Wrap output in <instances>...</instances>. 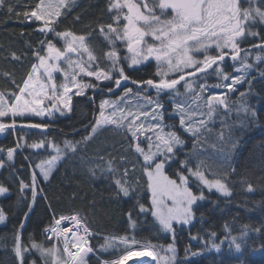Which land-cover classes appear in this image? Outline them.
<instances>
[{
    "label": "snow or ice",
    "instance_id": "obj_1",
    "mask_svg": "<svg viewBox=\"0 0 264 264\" xmlns=\"http://www.w3.org/2000/svg\"><path fill=\"white\" fill-rule=\"evenodd\" d=\"M75 6L76 0H35L18 11L19 4L0 0V10L6 9L9 16H22L25 21L37 24V31L46 37L32 52L37 63L31 65L22 86L16 84V90L10 94L0 92V118L11 119L10 123L0 121V133L18 126L47 129V123L18 125L17 118L64 115L72 112L73 97L85 96L89 89L100 92L106 89L109 94L123 89L115 99H101L98 116L80 141H65L61 146L41 139L30 145L37 150L52 148L55 155L36 164L27 182L18 172L12 173L17 178L18 196L26 208L21 232L38 197L46 198L41 184L49 181L57 162L76 154L98 128L110 126L122 133L129 148L138 154L141 177L145 179L141 182L130 176L125 168L122 177L114 180L115 197L131 199L133 207L126 212L129 221L126 234L105 237L100 245L101 252L112 250L119 254L100 260L99 264H126L131 257L150 258L147 261L136 259L134 264H191L204 255L220 254L225 241L230 251L241 252L247 242L248 225L238 236L232 235L225 225L227 234L219 244L214 231L208 233V239L189 231L191 240H203V248L192 251L191 246L186 247L183 257L178 254L176 241L178 231L194 226L200 203L208 200L206 191L225 198L233 195L228 178L229 170L235 172L232 167V155L238 146L233 138L235 126H228L222 119L221 130L216 133L219 150L212 155L203 153L221 110L224 115L235 111L237 115L245 114V118H258L246 97L252 95L257 78L250 73L256 71L259 78L264 79V70L260 68L264 65V0H108L107 21L98 22L87 35L59 30L63 19ZM93 32L103 37L104 47L98 54V46L92 42ZM54 39L61 41L62 47H58ZM253 50H257V54L250 62ZM12 58L20 60L15 53ZM226 59L238 65L235 71L240 74L230 75L224 71L222 65ZM151 61L155 62L156 69L153 78L137 80L126 74V67L135 71ZM57 73L63 77L60 82H57ZM213 75L220 81L230 82L209 85L207 81ZM105 81L110 83H96ZM129 83L135 85V89L129 87ZM245 83L248 88L239 91V103H230L228 93L209 91L223 87L235 93L238 92L236 86ZM166 103L171 105L170 109L166 108ZM176 120L183 133L192 138L190 149L176 130ZM211 146L217 147L215 143ZM15 151L7 150V162L13 161ZM107 165L108 171L115 173L111 159ZM11 166L0 159V168ZM87 170L95 176L93 168ZM253 190V185L248 183L247 191ZM142 191L150 194L147 202ZM10 195V186L0 184V196ZM203 215L201 212L200 217ZM141 216L145 222L150 216L153 230L167 234L171 242L164 246L137 239ZM5 220L4 210L0 209V223ZM62 222L71 226H62ZM254 231H264V225ZM44 235L46 240L52 241L48 247L34 241L31 247H26L21 234L15 235L13 250L18 264H27L26 255L33 250L39 253L44 264H89L96 254L91 244L94 233L79 215L59 218L53 215V223L44 229Z\"/></svg>",
    "mask_w": 264,
    "mask_h": 264
},
{
    "label": "trees",
    "instance_id": "obj_2",
    "mask_svg": "<svg viewBox=\"0 0 264 264\" xmlns=\"http://www.w3.org/2000/svg\"><path fill=\"white\" fill-rule=\"evenodd\" d=\"M9 2L13 5L19 4L21 7L17 10L23 11L25 5L35 3V0H9ZM107 3L108 0H76V6L63 19L59 30H71L78 35H87L98 22L107 21ZM76 17L79 19L77 20ZM44 39H46L44 34L37 31V24L25 21L22 16H9L6 9L0 10V92L10 94L16 90V84L22 86V79L26 78L31 65L36 63L32 52L40 46L39 41ZM92 42L94 46H98L96 47L98 54L104 47L103 37L93 32ZM13 53L19 56L20 60L13 59ZM260 68L264 70V65H260ZM225 69L227 73L232 74L230 66ZM125 70L137 80L153 78L156 71L152 65L135 71L127 67ZM6 73L8 75H5ZM250 75L257 78L253 82L252 95L247 96L246 100L249 106L255 109L258 118H245V114L237 115L235 111L224 115L221 110V115L216 118L212 126L213 134L203 153V155H212L219 150L220 144L216 140V133L221 130L222 119L228 126H235L233 138L238 142L232 155V167L235 172L231 173L229 170L228 178L233 195L225 198L214 191L207 193L205 190L208 200L200 203L194 226L184 227L182 231H178L176 245L180 257H183L186 247L191 246L192 251L203 248V240H191L189 231L193 234L199 233L204 239H208V233L214 231L217 233L216 243L219 244L227 234L225 225L231 229L232 235H239L240 230L248 225L247 242L242 245L241 252L237 253L234 249L230 251L225 241L221 245L220 254L204 255L192 260L191 264H240V261L244 264H264V247H261L264 245V231L259 233L254 231L255 228L264 225V79H260L256 71H252ZM12 81H15V84ZM207 82L209 85L228 83L220 81L214 75ZM128 86L135 89V85ZM236 87L238 92L235 93L228 92L223 87L210 88L209 91L228 93L230 103L233 101L239 103V91H246L248 85L245 83ZM119 90L122 89L116 90L115 94L100 91L93 94L89 91L85 96H74L72 112L65 115L57 114L54 119L17 118L20 124L47 123L49 125L47 129L18 126L15 130L8 129L0 134L1 156L9 148L16 149L13 162L6 163L12 166L0 168V184L10 186L11 192L8 197L0 196V209H3L6 215V221L0 224V264H18L13 250L14 237L17 233L21 234L22 242L26 247H31L33 241L43 243L45 247L50 246L52 241L45 239L44 229L53 223V215L55 218L61 215H79L82 221H87V226L94 233L91 244L97 250L89 260V264H98L102 259H112L119 254L118 251L99 250L105 237L122 236L129 229L126 212L133 207V201L129 198L115 197L114 180L122 177L125 168L129 170L130 176L140 179L141 182L145 179L141 177L138 154L134 149L129 148V142L124 139L122 133L110 126L99 128L91 140L80 145L76 154L58 161L49 181L41 184L46 198L38 197L22 232L20 224L24 220L23 213L26 208L17 193V178L12 175L13 171L18 172L27 182L36 164L55 155L52 148L33 149L30 145L34 142L44 139L63 146L65 141H80L94 123L100 99L108 95L115 96ZM166 108L170 109L171 105L166 103ZM9 121L11 122L10 118ZM174 122L177 124L176 130L187 141L186 148L190 149L192 138L179 128L178 120ZM85 126H88L87 129ZM213 143L217 145L215 149L211 146ZM182 157L183 153H181ZM110 159L112 167L116 170L115 173L108 171L107 162ZM139 160L142 161V157ZM133 165H135L134 169ZM88 168L95 170V176L89 174ZM248 183L253 185L254 190L251 192L247 191ZM149 195L146 191H142L144 202H147ZM201 212L204 213L203 218L200 217ZM137 239H148L153 244L164 246L171 242L167 234H157L153 230L150 216L147 222L143 216L139 217ZM26 260L27 264H32V261L36 264H44L35 250L26 255Z\"/></svg>",
    "mask_w": 264,
    "mask_h": 264
},
{
    "label": "rangeland",
    "instance_id": "obj_3",
    "mask_svg": "<svg viewBox=\"0 0 264 264\" xmlns=\"http://www.w3.org/2000/svg\"><path fill=\"white\" fill-rule=\"evenodd\" d=\"M49 38V37H48ZM54 42H56L57 43V46L58 47H62V42L61 41H56L55 39H54ZM257 54V52L256 53H252L251 55H250V62H252V57H254L255 55ZM37 63V62H36ZM236 66H238V65H233L232 64V66H230V70H231V72H232V74H230V75H238V74H240V73H238V72H236L235 71V67ZM65 67H66V65H65ZM224 71L227 73V71H226V69H225V67H224ZM229 74V73H228ZM56 77H57V82H60V81H62V79H63V77L59 74V73H57L56 74ZM91 78H86V80H90ZM107 81H105V82H96V83H106ZM227 82H230V81H227ZM92 89H89V90H87V93L89 92V91H91ZM86 93V94H87ZM119 95V94H118ZM118 95H115V96H112V95H108V96H104V97H102L101 99H104V98H110V99H115L116 98V96H118ZM101 99H100V101H101ZM99 101V102H100ZM58 114V113H57ZM57 114H54L52 117H48V116H45V117H43V118H41V117H38V118H40V119H54L55 117H56V115ZM65 114H67V112H65ZM64 114V115H65ZM97 116H98V114H97ZM96 116V117H97ZM2 118H0V120H1ZM99 129V128H98ZM97 129V130H98ZM12 149H15V148H12ZM2 155V153H0V159H4L5 161H6V163H11V162H7V160H6V156H7V150L5 151V153H4V155L3 156H1ZM50 159V158H49ZM49 159H47V160H49ZM46 160V161H47ZM13 162V161H12ZM41 163V162H40ZM58 163V162H57ZM57 165V164H56ZM55 165V166H56ZM55 168V167H54ZM37 171H39L38 169H36ZM6 216V215H5ZM6 221V220H5ZM4 221V222H5ZM3 222V223H4ZM0 224H2V223H0ZM236 236H238V235H236ZM61 247H62V245H61ZM235 251V250H234ZM164 253L162 252L161 253V255H163ZM99 264V263H98Z\"/></svg>",
    "mask_w": 264,
    "mask_h": 264
},
{
    "label": "flooded vegetation",
    "instance_id": "obj_4",
    "mask_svg": "<svg viewBox=\"0 0 264 264\" xmlns=\"http://www.w3.org/2000/svg\"><path fill=\"white\" fill-rule=\"evenodd\" d=\"M253 42H255V41H253ZM242 47H247V45H242ZM257 52V50H253L252 51V53H256ZM251 53V54H252ZM232 64L234 65V62H232V61H230V60H227L226 59V61L224 62V65H222L223 67H229V66H232ZM148 65H152V67L154 68L155 67V62L154 61H151V62H148V63H146L145 65H141V66H139V68H142V67H146V66H148ZM126 71V70H125ZM126 74H127V72H126ZM110 82H106V83H101L102 85H108ZM129 87H131V86H129ZM122 89V88H121ZM94 91L95 90H91V92L94 94ZM123 91V89L122 90H119L118 91V93H117V95L118 94H120L121 92ZM98 92V91H97ZM103 92H107L106 91V89L103 91ZM0 121H2V122H5V123H10V121H9V118H2ZM6 131V130H5ZM4 131V132H5ZM4 132H2V133H4ZM1 133V134H2Z\"/></svg>",
    "mask_w": 264,
    "mask_h": 264
},
{
    "label": "water",
    "instance_id": "obj_5",
    "mask_svg": "<svg viewBox=\"0 0 264 264\" xmlns=\"http://www.w3.org/2000/svg\"><path fill=\"white\" fill-rule=\"evenodd\" d=\"M130 84V83H129ZM128 84V85H129ZM118 90V89H117ZM97 91H99V90H95L94 91V93H96ZM108 93V92H107ZM93 96V94L91 95V97ZM20 123H18V125H19ZM22 124V123H21ZM1 134V133H0ZM136 259H143V260H146V259H144V258H134V259H131L127 264H134V261L136 260ZM147 261V260H146Z\"/></svg>",
    "mask_w": 264,
    "mask_h": 264
},
{
    "label": "bare ground",
    "instance_id": "obj_6",
    "mask_svg": "<svg viewBox=\"0 0 264 264\" xmlns=\"http://www.w3.org/2000/svg\"><path fill=\"white\" fill-rule=\"evenodd\" d=\"M134 258H137V257H131V258H129V260L126 262V264L131 260V259H134ZM140 258H144V259H146V260H149L150 258H148V257H140ZM152 264H155V262H152Z\"/></svg>",
    "mask_w": 264,
    "mask_h": 264
},
{
    "label": "built area",
    "instance_id": "obj_7",
    "mask_svg": "<svg viewBox=\"0 0 264 264\" xmlns=\"http://www.w3.org/2000/svg\"><path fill=\"white\" fill-rule=\"evenodd\" d=\"M68 216H72V215H68ZM62 226H71L68 224V222H62Z\"/></svg>",
    "mask_w": 264,
    "mask_h": 264
}]
</instances>
